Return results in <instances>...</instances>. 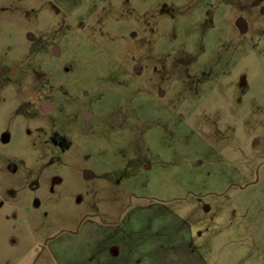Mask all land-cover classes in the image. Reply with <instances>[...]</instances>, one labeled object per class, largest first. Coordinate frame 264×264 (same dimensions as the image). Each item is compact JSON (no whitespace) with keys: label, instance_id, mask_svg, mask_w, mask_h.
Segmentation results:
<instances>
[{"label":"rangeland","instance_id":"374dc122","mask_svg":"<svg viewBox=\"0 0 264 264\" xmlns=\"http://www.w3.org/2000/svg\"><path fill=\"white\" fill-rule=\"evenodd\" d=\"M131 207L264 264V0H0V264Z\"/></svg>","mask_w":264,"mask_h":264},{"label":"crops","instance_id":"0c3cea01","mask_svg":"<svg viewBox=\"0 0 264 264\" xmlns=\"http://www.w3.org/2000/svg\"><path fill=\"white\" fill-rule=\"evenodd\" d=\"M143 210L127 208L113 222L90 218L85 229L72 236V249L55 254L61 264H207L183 234L187 224L171 214L161 226L156 216H140ZM172 227L180 233H168Z\"/></svg>","mask_w":264,"mask_h":264}]
</instances>
